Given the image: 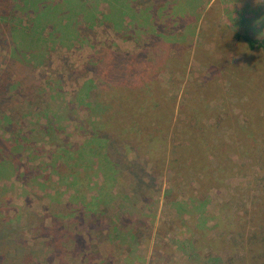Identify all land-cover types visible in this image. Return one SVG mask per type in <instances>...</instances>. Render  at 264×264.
Wrapping results in <instances>:
<instances>
[{
	"label": "rangeland",
	"instance_id": "rangeland-1",
	"mask_svg": "<svg viewBox=\"0 0 264 264\" xmlns=\"http://www.w3.org/2000/svg\"><path fill=\"white\" fill-rule=\"evenodd\" d=\"M18 2L0 0V264L247 259L264 196V106L249 86L264 80V50L233 36L264 38V0H81L58 36L48 23L32 34L34 7ZM137 53L123 72L170 106L127 137L102 112L112 59ZM106 136L140 173L123 177ZM179 147L203 150L208 169L178 161Z\"/></svg>",
	"mask_w": 264,
	"mask_h": 264
},
{
	"label": "trees",
	"instance_id": "trees-1",
	"mask_svg": "<svg viewBox=\"0 0 264 264\" xmlns=\"http://www.w3.org/2000/svg\"><path fill=\"white\" fill-rule=\"evenodd\" d=\"M18 3H23L22 5L24 8L28 9L29 7H34V9H31L30 12H33L34 17L31 18V28L30 32L32 34H36V29L39 25H42L44 23H48L49 26H52L51 33H56V35H60L65 30H68L69 24L66 26L65 18L69 14L72 15L76 13L79 10V1L81 0H57L53 4L50 0H19ZM17 4V2L15 3ZM86 6L82 7L83 11L85 10ZM77 9V11L74 10ZM69 13V14H68ZM68 14V15H67ZM109 14L107 15V17ZM62 29V30H61ZM54 31V32H53ZM74 33V30L72 31ZM5 35V34H4ZM38 36L40 37V34L38 33ZM236 39L242 40L246 43L248 48L251 50L254 49H263L264 50V38L262 39H256L252 36L248 35L247 33L239 34L235 32L234 36ZM60 38V37H59ZM34 42V40H32ZM5 39L0 38V43H4ZM32 45V42H29L23 46L25 49H30ZM34 47V45H33ZM32 47V48H33ZM15 49V48H14ZM16 50V49H15ZM29 52V50H28ZM33 55V54H31ZM142 59V56L137 53L133 56L126 55H116L112 59V63H110V67L115 69L119 72V75L115 85L113 88L108 92L107 97L105 99V107L103 108L102 117L106 118L109 116L114 122L116 121L118 125L120 126L119 129H111L109 131H117V134L124 135L127 137L130 136H136L140 131L142 132L143 128V119L140 118V116L144 117H155L158 123H166L167 122V115L169 114V106L170 101H166V105L164 104L165 100L163 101L162 97L157 94L156 90L151 87L149 83L146 84V82L142 83H135L133 81V77L135 76V72H130L125 74L123 72L124 66L130 63H137ZM104 60H102L103 63ZM134 70V69H133ZM242 71H244L242 69ZM245 82L246 80H249V72H246L243 75L242 78ZM251 82V81H250ZM258 82L262 83L261 86L257 85ZM249 95L252 99L259 100L262 106H264V80L259 78L258 81L255 83H250L249 86ZM81 100V98H79ZM129 116L128 122L131 123V127L129 128L127 126H121L120 121L116 120L117 117L120 116ZM136 122H138L136 124ZM115 125V123H114ZM116 126V125H115ZM129 128V129H128ZM108 129V128H107ZM106 129V130H107ZM263 132H264V126H263ZM241 133L245 134L244 131L240 130ZM126 134V135H125ZM251 134L247 133V136H250ZM105 140L107 142L106 153L110 159V162L115 167L122 166L123 172L122 175L126 180H130V178H133V173H140L141 169L138 165V162L133 161L127 163L126 160H124V148H117V144L119 141L115 140L112 137L106 136ZM154 140V135L149 134L147 137V142L151 143ZM189 148V149H188ZM178 161H182L183 163L186 161L188 164L194 169L201 171V169H208V164L205 163L202 160V156H204L203 150L198 151L197 154H194L192 152V148L187 147H179L175 151ZM189 158V160H187ZM125 161V162H124ZM134 165V166H133ZM62 167H66L65 164L62 165ZM180 171L182 170V167H180ZM66 169V168H64ZM111 171H113L111 169ZM262 201L259 204L258 210H255L257 212V220L260 227V232L255 234V238L253 242L249 245V249L247 252V256L241 264H264V196L261 199ZM260 220V223H259ZM12 226V225H10ZM9 227V223L5 221L3 218H0V233L1 237L6 236L7 230ZM81 241L82 239L79 237ZM77 241V240H76ZM52 257L49 256L44 264H51Z\"/></svg>",
	"mask_w": 264,
	"mask_h": 264
}]
</instances>
